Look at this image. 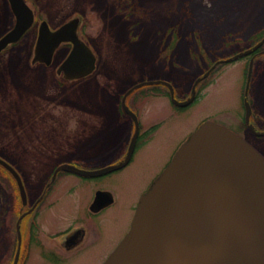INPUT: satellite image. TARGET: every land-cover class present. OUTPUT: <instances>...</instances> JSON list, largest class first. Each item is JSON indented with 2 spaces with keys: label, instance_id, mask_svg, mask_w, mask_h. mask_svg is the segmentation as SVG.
Returning a JSON list of instances; mask_svg holds the SVG:
<instances>
[{
  "label": "rangeland",
  "instance_id": "374dc122",
  "mask_svg": "<svg viewBox=\"0 0 264 264\" xmlns=\"http://www.w3.org/2000/svg\"><path fill=\"white\" fill-rule=\"evenodd\" d=\"M215 1L27 0L40 20H46L51 27L81 17L82 37L98 57L93 76L74 85H63L56 70L66 54L60 52L55 56L49 68L32 66L33 33L0 56V159L16 169L31 198L41 191L54 167L63 160H78L93 169L115 162L124 153L132 127L119 103L127 89L137 83L165 80L174 83L184 100L189 97L201 73V68L188 60L189 44L182 34L175 51H171L170 45L161 46L160 42L166 40L163 32L172 17L191 10L194 2L210 11ZM240 1L244 14L237 26L241 32L247 35L264 27V0ZM14 23L7 1L0 0V37ZM200 38L206 50L211 51L212 31H204ZM261 51L264 45L254 56L250 97L261 113V127H264V53ZM175 53L182 63L180 68L174 66ZM252 56L218 67L199 86L196 101L181 111L172 106L163 88L145 86L132 93L128 107L137 113L142 131H150L133 163L119 174L93 182L63 176L52 189L51 205L36 220L37 226L49 233L70 226L86 227L82 223L100 228L98 249L95 246L96 251L86 250L66 264H94L96 252L126 231L131 210L141 193L203 121H214L247 138L264 155V139L250 137L244 126L242 98ZM1 175L6 177L0 169V201H8L9 215L0 227V264H13L18 241L9 231L14 223L11 189ZM96 189L110 190L116 200L97 220L86 212ZM28 264L50 263L40 261L33 249Z\"/></svg>",
  "mask_w": 264,
  "mask_h": 264
},
{
  "label": "water",
  "instance_id": "95a60500",
  "mask_svg": "<svg viewBox=\"0 0 264 264\" xmlns=\"http://www.w3.org/2000/svg\"><path fill=\"white\" fill-rule=\"evenodd\" d=\"M9 2L16 23L0 39V52L18 42L33 22V13L23 0ZM78 23V19H74L51 31L48 24L42 22L33 62L50 64L60 44L70 42L73 49L58 74L63 72L69 81L89 76L95 70L96 59L78 39ZM263 43L220 63L247 56ZM214 68L195 81L190 98L184 102L174 98L169 83L149 81L136 85L124 96V109L131 113L124 101L133 90L157 84L169 89L175 106L186 107L194 101L197 85ZM252 68L253 59L248 66L245 97ZM245 109L248 122L250 108L246 100ZM131 116L135 120V133L124 164L132 155L138 134L136 118ZM0 164L21 186L16 172L1 160ZM124 164L90 172L67 165L60 169L94 177ZM104 264H264V157L227 128L211 121L202 123L141 196L129 232Z\"/></svg>",
  "mask_w": 264,
  "mask_h": 264
},
{
  "label": "flooded vegetation",
  "instance_id": "af4514ba",
  "mask_svg": "<svg viewBox=\"0 0 264 264\" xmlns=\"http://www.w3.org/2000/svg\"><path fill=\"white\" fill-rule=\"evenodd\" d=\"M71 47L72 46L70 44L62 45L60 47V49L56 52L55 56H57L60 52H64L67 56L71 50ZM55 56L53 58V62H54ZM53 62L50 66H45V68L51 67L53 65ZM40 66H44V65L41 64ZM124 115L131 122V127H132L133 126L132 119L127 114L124 113ZM246 129H247V134L250 137L257 138L260 140L264 139L263 137L255 136L252 132H250V130L248 128H246ZM131 136H132V132L129 135V138H128V141L126 144V149H125V151H123L124 153H122V155H120L119 158L115 162L111 163L110 165L119 164V163L123 162V159L126 155L127 148H128V145H129V142L131 139ZM147 137H148L147 135L145 138H143V135H142V138H141V135L138 136L131 159L129 160V162L126 165L115 170L114 172H111L109 174H106V175H103L100 177H95V178H85V177H79V176H75L72 174L59 172L57 174L55 180L53 181V183L50 185L49 188H47V185L49 184L50 179L52 177L53 171L57 166H59V164H62V163H69L70 164L71 162L72 163L76 162V164L82 165V167H84L86 169L88 168L85 166L84 162H83L84 163L83 164L82 162H80L78 160H74V159L63 160V161L59 162V164H57L54 167L53 171L50 173L49 177L46 179L41 191L34 198H31L29 196L28 207L25 206L24 210L20 209V211H19L20 215H21L23 213H26V211H30V209H32L30 211L31 212L30 217L34 215V217H33L34 219L32 222L33 224L29 223V222L23 224V221H22V225L20 227L21 247H20L19 258H18L17 264L28 263L31 251L33 249H35L38 252V259L40 261L49 262L50 264L70 263V261H73V260L81 257L83 252L86 250L96 251L97 246H100L98 243L101 239V235H100L101 230L98 226H95V224H91V223L85 224V223L81 222L86 227H84L82 225L70 226V227H67L58 233H49L48 230L44 232L43 228L41 230L40 227L37 226L36 220H37L38 216L41 214L42 210L44 208H48L51 205L50 196L52 193V189L54 188L56 182L60 178H62L63 176H66V175H70V176L82 179L86 182H88V181L93 182L96 179L106 178V177H109L111 175L119 174V173L123 172L125 169H127V167H129L133 163L134 158L138 152V148H139L140 144L143 141L144 142L142 144H145L146 141L148 140ZM164 167L157 173L155 178L164 169ZM155 178H153L151 180L150 184L147 186L145 191L149 188V186L151 185L152 181ZM145 191H143V193ZM98 192H106L107 194L103 195L100 199L95 201V198H96V195ZM143 193H141V195ZM139 198H140V196H139ZM139 198H138V200H139ZM138 200L136 203H138ZM115 201H116L115 195L110 190L96 189L94 191L92 197H91V200L87 204L86 212L91 219L97 220L98 217L103 215L105 211L110 209L115 204ZM136 206H137V204H135V206L131 210L132 215H131L130 223L132 221V217L134 215V211L136 209ZM25 217L27 218L28 216H25ZM76 222H80V221L76 220ZM91 225H92V227H90ZM129 226H130V224H129ZM9 229H11V230H9ZM9 229L8 230L12 233L14 231L16 241H18L17 240L18 235H17L16 227H9ZM128 230H129V227H127L125 232L122 231L120 236L115 238L110 243V245L108 247H105L103 250L101 249L100 251L96 252L98 254L95 257V260L93 263L94 264H103L105 262V260L107 259V257L111 254V252L116 248V246L120 243V241L126 235ZM17 243H16L15 249H17ZM95 246H96V248H94ZM15 253H16V250H15ZM14 257H15V255H14ZM93 258H92V260H93ZM20 262H22V263H20Z\"/></svg>",
  "mask_w": 264,
  "mask_h": 264
},
{
  "label": "trees",
  "instance_id": "16d2710c",
  "mask_svg": "<svg viewBox=\"0 0 264 264\" xmlns=\"http://www.w3.org/2000/svg\"><path fill=\"white\" fill-rule=\"evenodd\" d=\"M242 5L240 0H216L211 10L208 11L206 7L201 8L194 2L191 10H186L185 13L181 12L171 18L166 31L163 32L166 40L162 39L160 44L165 47L170 45L171 51H175L182 39L180 34L184 35L183 39L189 44L188 60L196 63L204 72L214 59L228 55L227 53H234L238 45L256 43L264 37V27L255 31L253 29L247 35L241 32L242 29L237 25L244 14ZM208 30L212 31L213 49L211 51L206 50L200 38V35L202 36L203 32H208ZM171 56H174V53H171ZM175 56V62L181 65L177 53ZM5 208V201H0V224L3 223Z\"/></svg>",
  "mask_w": 264,
  "mask_h": 264
}]
</instances>
